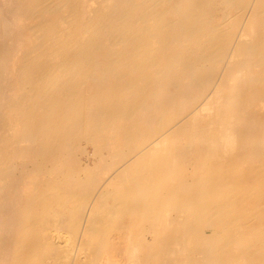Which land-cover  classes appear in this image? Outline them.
Instances as JSON below:
<instances>
[{"label":"bare ground","instance_id":"obj_1","mask_svg":"<svg viewBox=\"0 0 264 264\" xmlns=\"http://www.w3.org/2000/svg\"><path fill=\"white\" fill-rule=\"evenodd\" d=\"M0 264H264V0H0Z\"/></svg>","mask_w":264,"mask_h":264}]
</instances>
